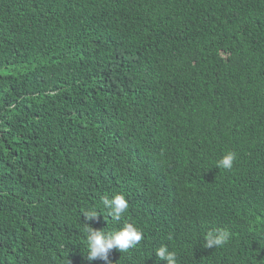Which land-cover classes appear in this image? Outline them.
Segmentation results:
<instances>
[{"label":"trees","instance_id":"1","mask_svg":"<svg viewBox=\"0 0 264 264\" xmlns=\"http://www.w3.org/2000/svg\"><path fill=\"white\" fill-rule=\"evenodd\" d=\"M125 223L108 264H264V0H0V264H105L85 224Z\"/></svg>","mask_w":264,"mask_h":264},{"label":"clouds","instance_id":"2","mask_svg":"<svg viewBox=\"0 0 264 264\" xmlns=\"http://www.w3.org/2000/svg\"><path fill=\"white\" fill-rule=\"evenodd\" d=\"M236 154L233 152L226 153L218 162L217 167L230 170ZM101 203L104 209L108 210V216L114 222H120L123 214L128 209V202L122 194H115L111 198L105 196ZM99 211L95 208L86 210L82 215L86 221L94 220ZM87 233V258L89 260L100 259L108 264L109 253L116 249L120 253L127 252L129 249L135 248L143 238V233L131 223H125L123 227L110 233L102 230H94L85 224ZM230 231L226 229H214L206 233L205 249H213L224 246L231 238ZM155 256L163 261L164 264H177L175 252L169 251L167 246H160L155 251Z\"/></svg>","mask_w":264,"mask_h":264}]
</instances>
